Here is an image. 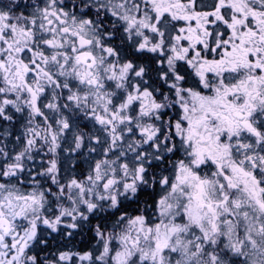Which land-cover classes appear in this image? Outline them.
I'll list each match as a JSON object with an SVG mask.
<instances>
[{
  "label": "snow or ice",
  "instance_id": "snow-or-ice-1",
  "mask_svg": "<svg viewBox=\"0 0 264 264\" xmlns=\"http://www.w3.org/2000/svg\"><path fill=\"white\" fill-rule=\"evenodd\" d=\"M0 264H264V0H0Z\"/></svg>",
  "mask_w": 264,
  "mask_h": 264
}]
</instances>
